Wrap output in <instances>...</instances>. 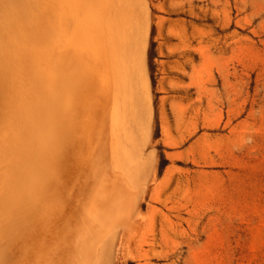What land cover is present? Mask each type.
<instances>
[{
    "label": "rangeland",
    "instance_id": "obj_1",
    "mask_svg": "<svg viewBox=\"0 0 264 264\" xmlns=\"http://www.w3.org/2000/svg\"><path fill=\"white\" fill-rule=\"evenodd\" d=\"M95 3L96 39L106 29L103 19L108 8L117 5L119 112L128 148V176L119 178L107 168L101 170L100 158L106 152L112 156L115 135L107 131L108 122L98 119L115 110L116 83L109 47L98 40L101 57L96 56L95 62L101 64L97 72L105 76L84 107L83 123L66 120L65 124L62 118L83 110L77 83L74 92L66 95L67 90H61L68 80L57 70L70 67L68 58L54 60L48 70L40 69L52 78L44 93L29 95V129L12 126L13 130L7 111L0 107V132L24 131L11 136L13 143L22 144L23 156L7 147L9 153L0 149L13 161L17 157L19 168L14 174L0 159V173H4L0 176L7 183L0 182V230L4 232L0 231V242L13 234L9 245L0 243V249L6 250H0L5 254L0 255V264H37L39 260L38 264H264V0ZM48 5L57 6L52 0ZM42 18L51 19L48 14ZM73 27L79 29L82 24L74 22ZM70 43L71 50L80 46L76 40ZM32 47L35 56L40 45L33 42ZM63 101L67 103L61 106ZM41 110L53 117H43ZM93 119L96 130L91 137L85 122ZM73 129L83 133L79 139L90 145L86 146L89 153L81 147L70 148L68 135ZM72 158L101 170L99 178L82 179L92 185L91 194L84 186L79 193L69 191L66 199L83 215L81 223H74L79 235L68 238L81 250L75 255L72 246H63L70 240L61 232L54 235L49 226L61 220L54 209L61 200L53 188L67 181L65 174L75 168L70 167ZM52 167L63 172L55 174ZM2 169H8V174ZM57 236L63 237L62 248L53 250ZM38 242L47 244L39 252ZM72 254L74 262L68 258Z\"/></svg>",
    "mask_w": 264,
    "mask_h": 264
},
{
    "label": "bare ground",
    "instance_id": "obj_2",
    "mask_svg": "<svg viewBox=\"0 0 264 264\" xmlns=\"http://www.w3.org/2000/svg\"><path fill=\"white\" fill-rule=\"evenodd\" d=\"M50 1L51 0H0V107H2V109H5L7 111L8 119L10 122V123H8V125L10 124L11 127L12 126H21V128L23 127L25 129H26V127H28V129H29L28 122H26L29 120L27 113H29V114L31 113L30 107H28V106H29V103H31L32 97L29 95H33V93H39V94L44 93L45 87L48 86V80L52 78V76H50L49 74H46L45 72H40V69H47L48 70L53 66L52 62L54 60L68 58V61L71 62L70 67H64V68L59 67V69L57 70L59 74H61L62 76H64L68 80V86L67 87L63 86L65 88H62L61 90H63V91L67 90L66 91V95H67L71 91L74 92L75 89L77 88L76 86L78 84V86H79L78 90L80 91L78 102H79V106L81 105V108H83V110H81L79 115H71L69 113L68 114L66 113V115L64 116L63 112L60 113V115L63 114L64 117H62V118H65V120H64L65 124H66V120H67V122H68V120H77V121H80L83 123L84 116H85L86 110H87L86 108L88 106L91 95H92L93 91H96V87L98 86V83L101 80V78H104V76H105L104 73L101 74V73L97 72V70L100 69L101 64L99 65L98 64L99 62L98 63L95 62V57L99 56L100 55L99 53L101 51L100 50V44H98V40H103L108 45L109 50H110L109 52L111 53L110 63L112 65V69H111V67L109 69H111L113 71L112 73L114 75V82L116 83V87H115L116 89L112 95L113 96L112 100H113V104L115 106V110L112 112V114H110V115L106 114L105 117H101L100 119H98L104 123L108 122L109 127H108L107 131L109 129H111L113 134L115 135L112 156L105 151L106 154L100 158V160L102 159L103 164H104V167L101 168V170H104L105 168H107V170H105V171L109 172V174L116 175L119 178L126 177V176H128V173H129V156H128V148L125 145L124 139H123L122 134H121V125H120L119 90H118L120 42H119L118 26H117V21H116V19H117V11H116L117 5H116V3H114V5L112 4L108 8V14L105 16L104 19L102 18L103 22L106 25L105 26L106 29H104L103 34H101V36L97 37V39H96V36H98V35L95 33V31L97 30L96 25H94L96 22V19L94 18L95 14H93L94 8H96V6H94L96 4L95 3L96 0H87V1L86 0L85 1L84 0H52L56 3V5H57L56 7H53L54 5L52 7H50L48 5ZM45 14H48L49 17H51L49 22H47L45 18H42L43 15H45ZM46 18H47V16H46ZM74 22H80V24H82V27L79 29L77 27L74 28L73 27ZM47 32H49V34ZM31 40H33V42L38 43V45H40V47L38 49L39 51H37L35 56H33V53H34L33 50L34 49L32 47L33 42L30 43ZM71 40L72 41H74V40L78 41L80 46L77 50H74V49L71 50L70 49L69 46L71 44L70 43ZM77 45H76V48L78 47ZM100 57H101V55H100ZM110 74H111V71H110ZM30 93H32V94H30ZM93 98L95 99L96 95H94ZM33 100H34V98H33ZM49 102L54 103L53 100H50ZM66 103H67L66 101H63V102H60V105L64 106V105H66ZM36 104H37V102H36ZM85 106H86V108H84ZM35 107H37V105ZM84 109H86V110H84ZM32 110L33 109H31V111ZM32 113H33V111H32ZM41 113H42L43 117H45V118H49L52 114V113H49L48 110H41ZM24 115L27 116L26 117L27 120H25ZM31 115H34V114H31ZM31 115H30V117H31ZM54 115L56 116L55 113H54ZM51 117H53V116H51ZM56 117L58 118V116H56ZM40 118H42V117L40 116ZM32 119H33V116H32ZM60 119H61V117H60ZM95 122L96 121L94 119L90 120L88 122H85L86 123L85 132L91 137L93 136V133L96 130V128L94 127ZM30 123H33V122H30ZM33 125L35 126V124H33ZM33 125L31 124V126H33ZM33 127H31L30 130H32ZM14 129L15 128H13V130ZM18 129H20V127ZM13 130L12 131L7 130L8 133L6 131H4L5 133L3 131L0 132V136L2 138V139L0 138L2 140V143L0 144V149L1 150L4 149V151H6L7 149H10V152H11V149H13L14 153L16 155H19L22 153L21 149L23 148V146H22V144H20L18 142L13 143V141H11L12 140L11 136L14 133ZM22 131L17 130V132H15V133L17 135V133L20 134ZM73 131H74V129L71 132H73ZM27 132L25 130V135L29 133V132L28 133ZM82 134L83 133H78L77 131L70 133V135H68V133H67V135L70 136L69 137L70 142H71V144H69V145H71L70 148L74 150L78 147H81L82 149L84 148L87 153H89L90 150L88 148H86V146L89 147L90 145L82 144L81 140L79 139ZM16 135H15V137H18ZM16 139H18V138H16ZM33 139H35V138H33ZM19 140H22V139H19ZM33 142H31V143H33ZM21 143H23V142H21ZM110 143L112 144V142H110ZM6 147H7V149H5ZM108 148H109V146H108ZM31 149H32V147H31ZM107 151H109V150H107ZM7 153H9V150H7ZM1 154L2 153H0V155ZM6 154L0 156L1 162L5 163L7 168L9 170H11L12 172H14V174H17L19 171L18 170L19 168H17L16 163H15V161L17 160V157H16V160L13 161L11 159V157L10 156L7 157L8 154L7 155ZM11 154H13V153H11ZM15 154H13V156ZM27 154H29V153H27ZM31 155H34V154H31ZM22 156H23V153H22ZM61 157L63 158V156H60V158ZM19 158H21V157H18V159ZM33 159H34V157H33ZM20 160L23 161L24 159H19L18 161H20ZM69 161L72 163V166H70V167H73V165H74L75 168L74 169L71 168L72 170L69 169L70 171L65 174L66 178H67V181L65 179L66 182L58 183L57 186L55 187V185H54V188H53L55 191V192H53L54 195L58 196V198L61 200V206H57V207L55 206V208H54L55 211H57L59 213V215H60L59 217L61 218V220L55 221L53 219L55 222L52 223V225H49V224L48 225L50 226V229L54 235H55V233L61 232L64 234V236H66L67 240H70V243H68L65 240L63 246H65V245H70V247L72 246V249L74 251L73 253L75 255V253L77 251L81 252V250L80 249L78 250L79 247L76 248L73 240L68 239V238L79 235V233L76 231L77 230L76 225H78V223L77 224H74V223H76L77 221H79L81 223V215L82 214H81V211H78L76 213V211L74 210V204L73 205H72V203L69 204L70 201H67L66 199L69 200V194H68L69 191L70 192L76 191L79 193L81 191V188H83L84 186H86L84 188L87 189L86 193L91 194L92 188H90V187H92V185L87 186L86 184H84L82 182V179L85 176H92V177L94 176V178H99V176L101 175V170L100 169L95 170L92 166L89 167L88 164H83V165H87L89 168H87V166L83 167L82 163L84 161L83 162L78 161V158L77 159L72 158ZM84 163H86V162H84ZM17 165H18V162H17ZM112 167L118 168L117 172H113L111 170ZM1 168H3V166ZM52 168L54 170V171L52 170L54 173L55 172L58 173L57 170L59 171V168L58 169L56 167L55 168L52 167ZM20 169H22V168H20ZM2 170H4V169H2ZM60 171L63 172L62 169H60ZM45 172H47V171L45 170ZM20 173L22 174V171H20ZM3 174L4 173H0V175H3ZM9 175L12 176V174H10V173H9ZM5 176H8V175H5ZM23 176H24V174H23ZM2 177L0 176V182L1 183L4 182L3 183L4 185L7 184L4 180L5 178L3 179ZM8 177H10V176H8ZM56 178L57 177H55V179ZM46 181H47V179H46ZM56 181H59L58 178ZM56 181L54 180L55 183H57ZM17 185H18V183H17ZM7 187L9 188V185H7ZM21 187H23V186L21 185ZM43 187H44V185H43ZM38 188H39V186H38ZM4 189H5V187H4ZM48 190H50V189H48ZM83 195H85V194H83ZM13 199H14V197H13ZM7 200H8V198H7ZM10 200L11 199H9L8 201H10ZM15 200H18V199H15ZM2 202H4V201H2ZM65 202H66V205H65ZM8 203H10V202H8ZM2 205L3 204H1V206ZM5 205H6V202H5ZM20 205L21 204H19V207L22 206V205L21 206ZM19 209H21V208H19ZM89 213L95 214V210L90 209ZM5 217H8V216H5ZM21 218H23V217H21ZM4 220H5V218H4ZM45 220H48V219H45ZM8 221H10V220L8 219ZM22 222L24 223V220ZM25 222H27V221H25ZM8 223H6V224L8 225ZM17 224H19V223H17ZM20 224H22V223H20ZM19 225H17V226H19ZM43 225L44 224L42 223V225H40V226H43ZM45 226H47V223ZM45 226H43L44 229L47 228V227L45 228ZM75 226H76V228H74ZM20 229L18 228L17 230H20ZM22 230L23 229H21V231ZM10 231H12V230H10ZM25 231L27 232V230H25ZM1 233H4V232L1 231ZM8 233L10 234V232H7V234L6 233L5 234L9 235ZM12 235L11 234L9 235L10 238H9V236H7L8 238H6V237L3 238V239H8V240L7 241L4 240L3 242L1 241L2 244L4 242H6L5 244L9 245L7 242L8 241L10 242ZM14 235H15V233H14ZM23 236H24V234H23ZM0 237H1V234H0ZM37 237L38 236H35L36 239H37ZM62 238L63 237L59 238L57 236V239H55L54 247L52 246L53 250H54V248H59V249L62 248V245H61V242L63 241ZM0 239H2V238H0ZM40 239L42 240V238H40ZM16 241H17V239H16ZM32 241H33V239H32ZM35 241H37V240H35ZM44 241L45 240H43L42 242H44ZM38 243H41V242H38ZM10 244L12 245L13 243H10ZM28 245H30V244H28ZM39 245H40L39 249L35 248V250H33L34 252L36 251V249H38L37 252L42 251V249H44V247H46L47 244L41 243ZM3 246H5V245H2V247ZM0 247H1V244H0ZM11 247H13V246H11ZM52 247H50V248H52ZM8 248H9V246H8ZM18 248H19L18 250H20L21 245ZM22 248H24V247L22 246ZM9 249L7 251H9ZM25 249H28V247ZM0 250H2V249H0ZM15 250H17L16 247H15ZM28 250H30V249H28ZM2 251L5 252L6 250L3 249ZM2 251H0L1 252L0 255L4 254ZM13 252H11V253H13ZM15 252L13 254H15ZM11 253H8V256ZM6 255H7V252H6ZM19 255L21 258L20 251H19ZM70 255H71V253H70ZM74 255L71 257H68V258L72 259L73 262H74V259H73ZM12 258H13V256H12ZM14 259H16V256ZM14 259H12V260H14ZM34 260H35V258H34ZM34 260L32 261L33 263L36 262ZM38 260H39V258H38ZM21 261H22V259H21ZM39 261H38V263L41 262V261L40 262ZM12 264H14V262ZM15 264H17L16 261H15ZM34 264H36V263H34Z\"/></svg>",
    "mask_w": 264,
    "mask_h": 264
}]
</instances>
